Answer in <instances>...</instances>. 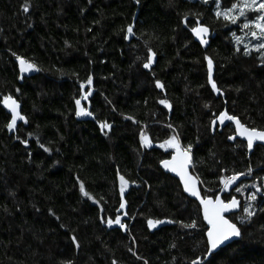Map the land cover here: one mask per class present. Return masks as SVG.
<instances>
[{"label":"trees","instance_id":"1","mask_svg":"<svg viewBox=\"0 0 264 264\" xmlns=\"http://www.w3.org/2000/svg\"><path fill=\"white\" fill-rule=\"evenodd\" d=\"M27 2L25 13V0H0V264H264V147L249 152L233 121L218 119L264 130V63L236 42L240 21L218 18L215 0ZM197 24L213 35L205 50L189 34ZM16 56L39 73L20 76ZM4 97L25 118L14 130ZM77 99L92 120L76 115ZM170 139L190 153L203 197L241 201L228 218L242 236L209 257L198 204L159 168ZM247 204L255 212L241 223ZM118 215L125 229L107 224Z\"/></svg>","mask_w":264,"mask_h":264},{"label":"snow or ice","instance_id":"2","mask_svg":"<svg viewBox=\"0 0 264 264\" xmlns=\"http://www.w3.org/2000/svg\"><path fill=\"white\" fill-rule=\"evenodd\" d=\"M138 2V0H137ZM202 2L206 3L207 0H202ZM215 3L217 4V7L220 8L223 0H215ZM23 7V11L27 13L30 9V6L25 0ZM249 11H252L255 13V19H251L249 16L246 15ZM216 16L218 18H223L224 21H228L232 24L238 23V17L244 18V23L240 25L242 29H249L250 25L254 26L255 29H258L259 31H251V36L253 39L257 40L258 43L256 45H253V50L259 51L260 57H261V63H264V0H243L242 3L237 0L236 3H232L231 8H227L224 10H218L216 11ZM133 31V26L129 25L127 28V32L130 34ZM191 32L200 38L201 44L205 43L204 35L207 34L208 28L202 25H199L197 27L191 28ZM237 43L240 42V37H235ZM125 39H128V36H125ZM240 49H237V52H239ZM15 55V54H14ZM155 53L152 52L151 49L148 51L147 56V63L143 64V67L145 69L149 68L150 64L153 62V57ZM244 55H249V45H244ZM17 61H19L20 65V71L25 72L32 67H34L32 64L28 63L26 60L22 59L20 56H16ZM137 59H140L137 57ZM205 59L208 61V70H209V83L212 84V88L214 91L219 92L220 90L217 88L216 84L212 81L211 74H212V60L209 59L207 56ZM91 76L89 77V82H91ZM156 87L162 88L160 81H156ZM4 100L6 102V106L10 108L11 110V121L7 124L8 129H12L13 125L19 118L20 120H25V118L18 114L17 111V102L13 100L11 97H4ZM77 105V111L76 115L82 116V115H91V113L87 112L86 109H83L80 107L81 101L77 99L75 101ZM160 103L168 106L167 100H160ZM207 107V105H205ZM226 117L228 120L233 121L236 125L237 132L240 136H244L247 139V147L249 150L253 148V142L254 141H264V130H258L256 127H245L244 124H242L235 116L228 115L226 116L225 112H220L219 118ZM131 119V117H129ZM223 122V120H221ZM109 125L103 124L102 128H107ZM144 135L143 130H141V140L143 143ZM229 139H233L232 136H229ZM21 143H27L25 140H21ZM169 147L175 148L176 151L172 156V159L169 160H163L161 163L165 168L168 170L175 172L179 177L180 180L184 184V191L188 192L191 196L196 197L199 199L200 205L202 206L203 211V217L204 220L207 221V224L209 225L207 230V248L209 252H212L213 250L217 249L218 246H222L229 240L233 238H238L242 236L241 229L237 226V224L230 222L229 219H226L223 213H226L229 209H235L238 207V201L235 197L231 199L228 203H224L219 196L216 197L215 200H213L211 197L204 196L201 198L200 193L197 191L195 185L192 183L191 178L188 176L187 172L185 171V166L188 163V151L184 150L181 151L177 145V142L175 139H170L165 142ZM163 147V145H161ZM191 146H189L190 148ZM45 151H48L47 148L44 149ZM249 173L252 171L251 168L247 170ZM244 175V173H236L232 175L231 177L227 179H222V183L224 184H230L233 181L237 179L238 176ZM118 177L121 181V191L123 192L125 180L123 176ZM241 187H244L243 185ZM253 188L256 189L255 193L250 194L249 199L252 201L256 200V193L261 192L260 188H257L255 184L252 185ZM81 191L83 192V186L81 187ZM241 188H236V192H240ZM87 195V193H84ZM120 207H124V202L121 200ZM251 209V210H250ZM7 211V209H5ZM51 211V210H50ZM102 211V209H101ZM255 212V209L252 207L251 204H247L243 208V213L245 214L243 217H240L241 223H244V221L249 220ZM101 222L103 223V219H101ZM161 221L156 220L153 221L152 219H148L147 224L149 228L155 227L157 224H160ZM107 224L109 226L113 224H118L121 229H125V224L121 223L120 216L118 215L116 219L113 221L112 219L107 220ZM63 227V225H61ZM196 226V222L193 221L189 224H183V227L185 228H194ZM72 242L76 244L77 247H79V243L77 241V238L75 236L72 237ZM131 251V249H129ZM133 255L135 253L133 252ZM66 264H71V261L66 262ZM112 264H116V261L114 260ZM145 264L147 262L145 261Z\"/></svg>","mask_w":264,"mask_h":264},{"label":"water","instance_id":"3","mask_svg":"<svg viewBox=\"0 0 264 264\" xmlns=\"http://www.w3.org/2000/svg\"><path fill=\"white\" fill-rule=\"evenodd\" d=\"M135 19H136V14H135V16H134V18H133V21H132V24H131V25L133 26V28H134V25H135ZM199 25H202V24H199ZM197 26H198V24H197L196 26H194V27H197ZM202 26H205V25H202ZM205 27H206V26H205ZM207 28H208V27H207ZM189 34L191 35L193 41H194L195 43H197V44H198L203 50H205V49L209 46V44H210V39H211L212 36H213L211 30L208 28V32H207V34L204 35L205 43L201 44V42H200V38L197 37L196 35H194V34L191 32V29H189ZM127 36H128V39H127V40H130V39H131V36H132V33L129 34V33L127 32ZM154 59H155V56L153 57V62L150 64L149 68L146 69L147 72H149L150 69H151V67L153 66V64H154ZM24 60H25V59H24ZM26 61H27V60H26ZM27 62L30 63L29 61H27ZM30 64H32V63H30ZM32 65H33V64H32ZM33 66H34V65H33ZM17 67H18V72H19L20 76H22L23 78H28V77L34 76V75H36V74L39 73V69H38L36 66L32 67L31 69H29V70H27V71H25V72H21V71H20L19 61L17 62ZM11 98H12V97H11ZM12 99L15 100L14 98H12ZM15 101H16V100H15ZM16 102H17V101H16ZM2 108H3V110L6 112V114H7L8 116H10V121H11V110H10L9 107L6 106V102H5V100H4L3 103H2ZM86 110H87V112H89V106H87ZM17 111H18V114L22 116V114H21V110H20V105L18 104V102H17ZM80 117H81L82 119H84V120H92V116H91V115H82V116H80ZM24 121H25V120H20V119L18 118L17 121L15 122V124L13 125L12 130H14V129L16 128V126H17L19 123H23ZM233 126H234V138H235L236 140H239V141L244 142V143L246 144V147H247V139H246V137H244V136H240V135L238 134V132H237V128H236V125H235L234 122H233ZM245 127H246V126H245ZM253 145H254L253 148H254L256 145H260V146H263V147H264V141H254V142H253ZM253 148H252V149H253ZM179 149H180L181 151H184V149H182V148H179ZM247 149H248V147H247ZM252 149H251V150H252ZM248 150H249V149H248ZM251 150H249V152H250ZM175 151H176V150H175ZM175 151H174V153H175ZM174 153H173V154H174ZM173 154H171L170 157H168V158H166V159H164V160H169V161H170V160L172 159ZM162 161H163V160H162ZM159 168L162 170V172H164L165 174H167V175H169L170 177H172V178H174L175 180H177L178 183H179V185H180V187H181V189H182L183 194H184L187 198H189V199L195 201V202L199 205L200 210H201L202 220H203V222L209 227V225L207 224V221L204 220V217H203V211H202V206L200 205L199 199H197L196 197L191 196L188 192H185V191H184V184H183V182L180 180V177H179L175 172H172V171L168 170L167 168H165L161 162L159 163ZM185 171L187 172L188 176L191 178L192 183L195 185L197 191L200 193V196H201V198H202L203 196L201 195V192H200V183H199V180L196 178V176H195L194 173H193L192 158H191V155H190L189 152H188V163H187L186 166H185ZM230 187H231V184H228V185L225 187L224 191L229 190ZM218 196L220 197V195H218ZM220 198H221V197H220ZM235 198H236V197H235ZM212 199L215 200L216 197H215V198H212ZM231 199H233V197H232ZM231 199H230V200H231ZM221 200H222V199H221ZM230 200H228V201H226V202L223 201V200H222V201H223L224 203H228ZM236 200L238 201V207L235 208V209H229L226 213H223V215L225 216L226 219H229V218H228L229 216H231V215H233V214H236V213H238V212L240 211L241 201H240L238 198H236ZM230 222H231V221H230ZM166 224H169V222H168V221H162V222L160 223V226H163V225H166ZM207 230H208V229H207ZM206 233H207V232H206ZM239 238H240V237H238V238H233V239L229 240L228 242H226V243L223 244L222 246H218L217 249L213 250L212 252H209V251H208V256H207V257H209L210 255H212V254L218 252L220 249L224 248L225 246L229 245L230 243L237 241ZM206 242H207V235H206Z\"/></svg>","mask_w":264,"mask_h":264},{"label":"rangeland","instance_id":"4","mask_svg":"<svg viewBox=\"0 0 264 264\" xmlns=\"http://www.w3.org/2000/svg\"><path fill=\"white\" fill-rule=\"evenodd\" d=\"M199 1H202V0H199ZM207 1H209V0H207ZM242 2H243V0L240 1V3H242ZM216 6H217V4H216ZM218 10H222V9L216 7L215 13ZM246 15L249 16L253 20L255 19V13L252 12V11H249L248 13H246ZM238 21H240V25L245 22L243 17H238ZM243 31H244L245 34H247V36H246V39L244 37L245 34L242 35V36H240V38H241L240 42L243 43V44L249 45V50H253L252 46L253 45H256L258 43V41L255 40V39H253V37L251 36V31H257L258 32L259 30L258 29H255L254 26L250 25V28L249 29H243ZM254 51H256V50H254Z\"/></svg>","mask_w":264,"mask_h":264},{"label":"bare ground","instance_id":"5","mask_svg":"<svg viewBox=\"0 0 264 264\" xmlns=\"http://www.w3.org/2000/svg\"><path fill=\"white\" fill-rule=\"evenodd\" d=\"M199 206V205H198ZM200 208V207H199Z\"/></svg>","mask_w":264,"mask_h":264}]
</instances>
